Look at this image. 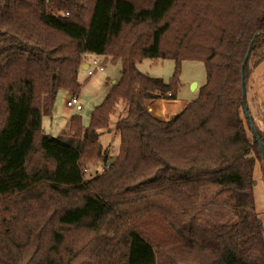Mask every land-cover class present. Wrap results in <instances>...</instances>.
<instances>
[{
    "label": "trees",
    "instance_id": "obj_1",
    "mask_svg": "<svg viewBox=\"0 0 264 264\" xmlns=\"http://www.w3.org/2000/svg\"><path fill=\"white\" fill-rule=\"evenodd\" d=\"M246 54L245 92L264 0H0V264H264ZM88 55L120 75L87 124L76 113L49 135L42 116L59 90L79 93ZM146 58L172 60L168 80L141 72ZM185 60L206 80L162 120L147 104L178 97Z\"/></svg>",
    "mask_w": 264,
    "mask_h": 264
},
{
    "label": "rangeland",
    "instance_id": "obj_2",
    "mask_svg": "<svg viewBox=\"0 0 264 264\" xmlns=\"http://www.w3.org/2000/svg\"><path fill=\"white\" fill-rule=\"evenodd\" d=\"M93 57H97L100 61L103 59L101 56L95 55ZM91 58L92 55H89L87 62L91 63L93 67ZM137 66L141 72L162 77L165 80H168L174 70V62L170 59L154 60L146 58L139 62ZM119 75V62H107L105 64L104 71L97 70L91 76L87 75L86 69L82 66L78 72V80L81 83L78 96L83 105V109L76 112L72 110L71 107H68L65 103L67 91L63 89L59 90L55 98L53 114L42 116L43 122L41 119V124L43 131L48 134L51 133L49 135L57 136L60 124L76 113L81 114L83 123L87 124L89 120L88 113L103 100L109 86L118 79ZM205 80L206 71L202 62L190 60L183 61L181 64V86L177 94L178 97L182 100L188 98L193 99L198 94V88L205 82ZM247 82L245 99L246 108L247 111H249L247 119H249L254 128L258 127L260 130L264 131V61L258 66L251 68ZM69 94L71 95L74 93ZM122 113V105L118 104L116 112L111 115L109 124L110 128L106 129L104 134L101 136V141L106 147V153L108 154L109 161H111L118 153L119 136L115 130V123L118 116ZM67 123L68 122H66V124ZM50 124H52L51 127ZM94 171L95 167H91L88 169L87 175L90 174V172L93 174ZM253 190L255 209L262 220L264 228V158L262 161H258L255 165Z\"/></svg>",
    "mask_w": 264,
    "mask_h": 264
},
{
    "label": "crops",
    "instance_id": "obj_3",
    "mask_svg": "<svg viewBox=\"0 0 264 264\" xmlns=\"http://www.w3.org/2000/svg\"><path fill=\"white\" fill-rule=\"evenodd\" d=\"M93 56H95V55H92V58H93ZM88 57H89V55L87 56V58ZM87 58H86V62L82 65L85 69H87V65L89 63V62H87ZM69 95H70L69 92H67L66 100L69 97ZM189 100H191V99L188 98V99L182 100L179 97H177L176 99H156V100L148 102L147 109L149 111H151L153 114L157 115L160 119L169 120L175 114H177L179 111H181V109L188 103ZM65 103H66V101H65ZM51 114H53V110H52ZM69 119H70V117H69ZM69 119H66L65 122H62L60 124V126H59L60 129L58 131V135H60L64 130H66V127L69 124ZM42 122H43V117H42ZM66 122H68V123L66 124ZM51 126H52V124H50V127ZM49 134H51V133H49Z\"/></svg>",
    "mask_w": 264,
    "mask_h": 264
},
{
    "label": "built area",
    "instance_id": "obj_4",
    "mask_svg": "<svg viewBox=\"0 0 264 264\" xmlns=\"http://www.w3.org/2000/svg\"><path fill=\"white\" fill-rule=\"evenodd\" d=\"M92 63H93V67L91 63H88L86 69L87 75L89 76L93 75L97 70L103 71L105 69V65L97 57L92 58ZM66 105L68 107H71L76 112L81 111L83 108L78 94L69 95V97L66 100Z\"/></svg>",
    "mask_w": 264,
    "mask_h": 264
},
{
    "label": "water",
    "instance_id": "obj_5",
    "mask_svg": "<svg viewBox=\"0 0 264 264\" xmlns=\"http://www.w3.org/2000/svg\"><path fill=\"white\" fill-rule=\"evenodd\" d=\"M257 34H258V33H257ZM257 34H255L254 37H255ZM247 59H248V54H246V56L244 57L243 65H242V68H241V78H242V97H243V107H244V111H245V113H246V116H247V118H248L249 114H248V111H247V108H246V102H245V99H246V92H245V86H244V69H243V66H244V64L246 63ZM193 85H195V84H193ZM248 120H249V119H248ZM249 122H250V121H249ZM250 125H251L252 131H253V133H254V136H255V138H256L258 144H259L260 150H261L262 153L264 154V149H263V145H262V143H261V141H260V138H259V136H258V134H257V132H256V130H255V128L253 127L252 123H250Z\"/></svg>",
    "mask_w": 264,
    "mask_h": 264
}]
</instances>
